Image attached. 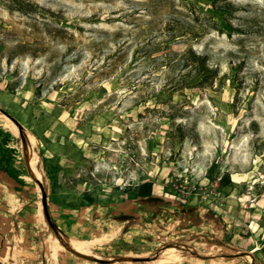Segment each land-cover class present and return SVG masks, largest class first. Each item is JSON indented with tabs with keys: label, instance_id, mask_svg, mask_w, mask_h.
<instances>
[{
	"label": "rangeland",
	"instance_id": "obj_1",
	"mask_svg": "<svg viewBox=\"0 0 264 264\" xmlns=\"http://www.w3.org/2000/svg\"><path fill=\"white\" fill-rule=\"evenodd\" d=\"M0 109L30 136L36 155L0 113L30 203L45 221L47 199L57 229L82 195L124 203L151 181L264 249V0H0ZM44 164L60 168L54 199ZM143 229L117 248L173 243L161 223Z\"/></svg>",
	"mask_w": 264,
	"mask_h": 264
},
{
	"label": "crops",
	"instance_id": "obj_2",
	"mask_svg": "<svg viewBox=\"0 0 264 264\" xmlns=\"http://www.w3.org/2000/svg\"><path fill=\"white\" fill-rule=\"evenodd\" d=\"M15 138L0 124V264H189L194 259L201 264H264V249L234 244L216 214L196 211L190 217L189 211L153 201L93 199L76 211L63 208L54 232L26 194L27 185L16 165ZM27 146L22 136V148ZM7 171L17 174L9 176ZM157 223L173 240L160 253L146 257L127 246L117 248L118 241L128 243L130 230L146 232L144 227Z\"/></svg>",
	"mask_w": 264,
	"mask_h": 264
},
{
	"label": "trees",
	"instance_id": "obj_3",
	"mask_svg": "<svg viewBox=\"0 0 264 264\" xmlns=\"http://www.w3.org/2000/svg\"><path fill=\"white\" fill-rule=\"evenodd\" d=\"M191 58L196 68L199 71H201L203 74L210 75L211 73H213V71L205 64L203 57L197 56L191 52ZM33 148H34V154L36 155V149L34 146ZM5 162L6 164H8V161ZM59 171L60 168L58 167V165H54L49 168L46 167L45 164L43 165V174H44V178L46 179V185L48 186L51 192V199H54L53 192H55V186L57 184ZM7 172H9V176H14L15 174H17V172L15 173H12L11 171H7ZM209 172H210L209 176H211L212 170L210 169ZM219 183L226 185L232 184L228 174H224L223 176L219 177ZM39 184L41 185V187L43 186L42 183ZM127 192L130 195V199L132 201L142 202V203H149L153 201V202H158L160 205H167L172 207H176L177 205L176 201L173 199H167L165 196L154 194L153 183L151 181H144L142 183H139L132 189H127ZM80 201L81 203L85 202L86 204L93 203V199L91 195H86V194L82 195V199ZM186 211H189V215L190 217H192L196 215L197 210L195 208H190L187 209ZM206 213L211 217L215 216V213H213V211L211 210H206Z\"/></svg>",
	"mask_w": 264,
	"mask_h": 264
},
{
	"label": "water",
	"instance_id": "obj_4",
	"mask_svg": "<svg viewBox=\"0 0 264 264\" xmlns=\"http://www.w3.org/2000/svg\"><path fill=\"white\" fill-rule=\"evenodd\" d=\"M0 113L2 115H4L9 121H11L18 128L19 132L23 135V137L25 138V140L27 142L30 153L34 154L33 144L31 142V139H30V136H29L27 130L15 118H13L7 112L0 109ZM42 210H43V215H44V219H45L46 223L54 232H56L57 229H56L55 225L53 224V222L51 221L49 213H48L47 199L42 200Z\"/></svg>",
	"mask_w": 264,
	"mask_h": 264
}]
</instances>
